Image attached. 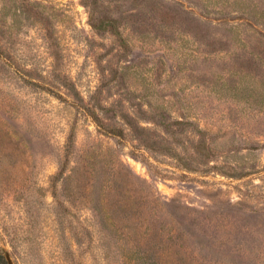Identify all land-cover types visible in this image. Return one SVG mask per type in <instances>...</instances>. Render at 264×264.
<instances>
[{
  "label": "rangeland",
  "instance_id": "rangeland-1",
  "mask_svg": "<svg viewBox=\"0 0 264 264\" xmlns=\"http://www.w3.org/2000/svg\"><path fill=\"white\" fill-rule=\"evenodd\" d=\"M152 1H104L128 49L92 26L87 0H46L34 10L48 24L22 17L0 50L11 65L0 62V149L17 147L0 156V251L4 243L16 264H115L92 208L104 211L120 164L155 194L152 217L194 222L207 260L264 264V0ZM16 3L0 0L3 31ZM172 13L174 26L164 27ZM244 19L253 27L235 29ZM77 95L125 135L102 134L71 105ZM197 133L216 150L205 164L192 148ZM61 163L81 168L66 189L54 179ZM85 166L94 169L86 179Z\"/></svg>",
  "mask_w": 264,
  "mask_h": 264
},
{
  "label": "trees",
  "instance_id": "trees-1",
  "mask_svg": "<svg viewBox=\"0 0 264 264\" xmlns=\"http://www.w3.org/2000/svg\"><path fill=\"white\" fill-rule=\"evenodd\" d=\"M16 7L11 14L12 23H4L2 26L6 30L0 29V50L6 49L8 51L10 41L9 36L14 28V23L24 17L25 19H33L41 25L43 21L49 22L50 16H43V11L34 10V7L43 5L46 0H17ZM105 0H87L91 5V24L93 27L102 31H110L117 37L121 45L128 49L129 45L126 43V38L121 32L122 24L119 18L114 16V11H111V4L104 5ZM16 2V0H14ZM141 7H147L152 4V0H139ZM179 4V3H178ZM6 5V4H5ZM181 5V4H180ZM182 6V5H181ZM144 7V8H145ZM157 9V5L154 6ZM153 9V8H152ZM155 9H153L155 11ZM115 10V9H114ZM188 9L184 8V11ZM187 13V12H186ZM190 13V12H188ZM97 14V15H96ZM177 13H172L168 19L163 18L164 27H172L175 24ZM165 16L168 17L167 13ZM171 18V19H170ZM170 19V20H169ZM236 22V21H235ZM225 23V21H224ZM254 22L250 19H244L239 22L235 29H247L253 27ZM256 24V23H255ZM264 25V22L262 23ZM235 25V24H234ZM48 30V27H47ZM5 42V43H4ZM5 57V58H4ZM8 55L0 54V62L4 65L11 66L7 61ZM13 72L23 82L34 83L32 77L19 69H12ZM59 77V75H56ZM56 83V81H55ZM61 86L72 90L73 83L68 80L61 81ZM71 105L88 112L97 124L98 130L104 135L121 138L125 135L124 126L118 127L109 123V117L102 118L98 113L92 109V106H84V101L79 98V95L74 97ZM126 120V119H125ZM165 120V119H163ZM158 124V121H155ZM164 124V121L159 123ZM124 125L133 128V123L125 122ZM168 125H165L167 127ZM199 138H193V150L200 156L202 160L200 163L205 164L216 156V150L210 144V141L203 135L205 133H197ZM13 140V139H12ZM67 145L65 146V157L69 159L76 148L77 141L75 131L72 130L67 138ZM17 147L15 143L4 145L0 149V156H13L16 153ZM92 155L99 157L96 151H90ZM14 158V157H13ZM17 166L16 162L12 163ZM117 170L116 178L112 179L109 184V195L101 200L104 204V211H98L93 207V220L98 227L101 235V246L103 247L106 257L115 264H230L225 261L207 260L202 255L201 249L203 243L196 240L198 235L192 229L194 222H190V226L184 225V219L173 217L170 222L163 223L158 220L159 217L155 214L152 217L151 208L147 204H151L152 200L149 197L155 195L152 190L146 188V184L142 181L134 179L126 170L125 166L120 164ZM80 166L75 165L69 171L66 169L65 164L61 163L59 172L55 176V180L59 179L60 183L65 184L75 179L80 171ZM123 169V170H122ZM94 169L88 166L83 167L82 176L88 178ZM69 172V173H68ZM7 172L3 176L7 177ZM92 179L86 184H90ZM62 185V184H61ZM94 186L92 183L89 187ZM60 188V187H59ZM69 188L70 196L75 195L73 189ZM147 189V194H143V190ZM130 194V195H127ZM133 194V195H131ZM133 198V200H131ZM60 203V200H59ZM175 218V219H174ZM197 243H195V241ZM3 256L0 255V258Z\"/></svg>",
  "mask_w": 264,
  "mask_h": 264
},
{
  "label": "water",
  "instance_id": "water-1",
  "mask_svg": "<svg viewBox=\"0 0 264 264\" xmlns=\"http://www.w3.org/2000/svg\"><path fill=\"white\" fill-rule=\"evenodd\" d=\"M0 253L4 257L7 264H16L13 257H12L11 252L9 251V249L6 247V245L4 243L1 244Z\"/></svg>",
  "mask_w": 264,
  "mask_h": 264
}]
</instances>
